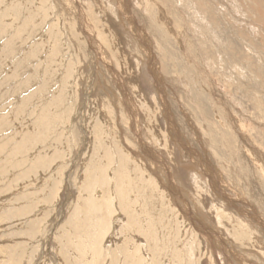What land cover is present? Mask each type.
Masks as SVG:
<instances>
[{
	"label": "rangeland",
	"instance_id": "1",
	"mask_svg": "<svg viewBox=\"0 0 264 264\" xmlns=\"http://www.w3.org/2000/svg\"><path fill=\"white\" fill-rule=\"evenodd\" d=\"M263 6L0 0V264H264Z\"/></svg>",
	"mask_w": 264,
	"mask_h": 264
},
{
	"label": "bare ground",
	"instance_id": "2",
	"mask_svg": "<svg viewBox=\"0 0 264 264\" xmlns=\"http://www.w3.org/2000/svg\"><path fill=\"white\" fill-rule=\"evenodd\" d=\"M49 1H50V0H49ZM253 2H254V1H253ZM30 4H31V3H30ZM35 4H36V3H35ZM35 4H34V5H35ZM257 4H258V2H257ZM257 4H256V5H257ZM26 5H27V4H26ZM261 5H262V4H261ZM257 7H258V6H257ZM260 7L262 8V6H260ZM263 7H264V6H263ZM258 9H259V8H258ZM53 11H55V10H53ZM26 15H27V14H26ZM50 16H51V15H50ZM249 16H250V15H249ZM263 16H264V15H263ZM254 17H255V16H254ZM259 18H260V17H259ZM6 19H7V18H6ZM63 19H64V18H63ZM9 20H10V19H9ZM45 22H46V21H45ZM247 22H248V21H247ZM53 23H54V22H53ZM248 23H249V22H248ZM30 24H31V23H30ZM50 26H51V25H50ZM247 27H248V26H247ZM42 28H43V27H42ZM31 29H32V28H31ZM42 30H43V29H42ZM52 30H53V29H52ZM232 30H233V29H232ZM43 31H44V30H43ZM30 32H31V31H30ZM49 32H50V31H49ZM39 33H42V32H39ZM251 33H252V31H251ZM255 33H256V32H255ZM252 34H253V33H252ZM238 35H239V34H238ZM241 37H242V36H241ZM241 37H240V38H241ZM42 39H43V38H42ZM205 39H206V38H205ZM58 40H59V39H58ZM59 41H60V40H59ZM56 42H57V39H56ZM261 42H262V41H261ZM263 43H264V42H263ZM53 44H54V43H53ZM55 45H56V44H55ZM250 45H251V43H250ZM262 45H263V44H262ZM59 46H60V45H59ZM63 46H64V45H63ZM256 49H257V48H256ZM247 51H248V50H247ZM42 53H43V52H42ZM50 53H51V52H50ZM45 54H46V53H45ZM58 55H59V54H58ZM43 57H44V56H43ZM58 57H59V56H58ZM42 59H43V58H42ZM58 60H59V59H58ZM249 61H250V60H249ZM45 62H46V61H45ZM50 63H51V62H50ZM55 63H56V62H55ZM47 66H48V65H47ZM51 69H52V68H51ZM235 69H236V68H235ZM40 72H41V70H40ZM35 79H36V78H35ZM35 83H36V82H35ZM41 94H42V93H41ZM18 95H19V94H18ZM55 102H56V101H55ZM59 108H60V107H59ZM55 109H58V108H55ZM1 117H2V116H1ZM3 117H5V116H3ZM61 117H62V116H61ZM11 118H12V117H11ZM3 119H4V118H3ZM0 120H1V118H0ZM2 122H3V121H2ZM44 122H45V121H44ZM60 122H61V121H60ZM3 124L5 125V124H6V121H5V123L3 122ZM47 124H48V123H47ZM259 171H260V170H259ZM262 175H263V174H262ZM195 182H196V181H195ZM195 182H193V183H195ZM106 184H107V183H106ZM195 184H196V183H195ZM198 186H199V185H198ZM110 187H111V186H110ZM126 188H127V187H126ZM123 189H124V188H123ZM109 190L112 191L113 189L110 188ZM119 190H122V189L120 188ZM124 190H125V189H124ZM111 191H110V192L107 191L106 194H107L108 192L112 194ZM122 191H123V190H122ZM122 191H119V192L121 193ZM106 194H105V195H106ZM131 195H132V194H131ZM114 196H115V195H114ZM120 196H121V195H120ZM163 196H164V195H163ZM142 197H143V196H142ZM107 198H109V199L111 200V198H113V195H112V197H111L110 194H109V195L107 196ZM122 198L124 199V201H126V200L128 201L127 205H132V203H131V201H132L131 199H132V198H131L130 200H129V199H126L124 196H122ZM129 198H130V197H129ZM147 198H148V197H147ZM162 198H163V197H162ZM109 199H108V200H109ZM106 201H107V199H106L104 202H102V203H104V205H105V204H106ZM147 202H148V200H147ZM166 203H167V202H166ZM108 204H109V203L107 202V207H108ZM102 209H103V208H102ZM106 210H107V209H106ZM105 212L107 213L108 211H105ZM108 213L110 214V212H108ZM108 213H107V214H108ZM171 216H172V215H171ZM162 218H163V217H162ZM170 220H171V219H170ZM27 253H28V252H27Z\"/></svg>",
	"mask_w": 264,
	"mask_h": 264
}]
</instances>
